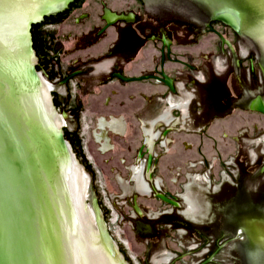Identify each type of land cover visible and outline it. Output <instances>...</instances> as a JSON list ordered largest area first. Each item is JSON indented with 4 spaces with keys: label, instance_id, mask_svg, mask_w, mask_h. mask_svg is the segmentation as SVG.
<instances>
[{
    "label": "snow or ice",
    "instance_id": "1",
    "mask_svg": "<svg viewBox=\"0 0 264 264\" xmlns=\"http://www.w3.org/2000/svg\"><path fill=\"white\" fill-rule=\"evenodd\" d=\"M5 2V0H0V5H2ZM3 58V49L0 47V62H2Z\"/></svg>",
    "mask_w": 264,
    "mask_h": 264
}]
</instances>
